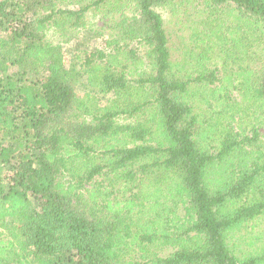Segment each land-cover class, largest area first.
Segmentation results:
<instances>
[{
    "label": "trees",
    "instance_id": "1",
    "mask_svg": "<svg viewBox=\"0 0 264 264\" xmlns=\"http://www.w3.org/2000/svg\"><path fill=\"white\" fill-rule=\"evenodd\" d=\"M0 227V264H264V0H0Z\"/></svg>",
    "mask_w": 264,
    "mask_h": 264
},
{
    "label": "rangeland",
    "instance_id": "2",
    "mask_svg": "<svg viewBox=\"0 0 264 264\" xmlns=\"http://www.w3.org/2000/svg\"><path fill=\"white\" fill-rule=\"evenodd\" d=\"M182 10L188 12L190 14V17L185 18L183 15H180L179 12H177V14L171 15V13L168 10L166 9L165 11L161 10L164 16L165 22H166L165 27L167 29L168 34L170 35L171 40L169 44H170L171 51H172V59L174 61L178 60L181 56L182 43H180L181 42L180 37H184V41H186V39L189 38V35L194 31V29H196L199 26L196 24L198 22L197 20L198 15L197 14L193 15L195 11L193 6H190L187 9L182 8ZM102 33H103V36L107 37L109 31L108 29H103ZM48 37L50 38V40H53L54 42H59L61 40L60 35L54 33L53 30H51V32L48 33ZM215 51H217L216 48H215ZM241 56L243 57L245 61H248L246 60V56H244V54H242ZM218 59L220 60V58L216 54H213L212 57L210 58V61L214 63V61H217ZM233 96L237 97L238 93L234 92ZM240 98L242 97H238L237 101L240 100ZM198 108L200 109L198 111L203 110L207 114L206 116H212V114H210V110H207L205 103L199 104ZM234 110L238 111L237 105L235 106ZM249 112L250 110L248 109L239 110L236 114V118H239L244 123H247L250 120ZM262 229L264 230V228ZM8 238H10L8 231L5 230L4 227H0V239L5 240Z\"/></svg>",
    "mask_w": 264,
    "mask_h": 264
}]
</instances>
